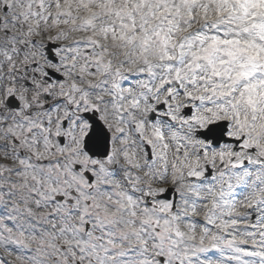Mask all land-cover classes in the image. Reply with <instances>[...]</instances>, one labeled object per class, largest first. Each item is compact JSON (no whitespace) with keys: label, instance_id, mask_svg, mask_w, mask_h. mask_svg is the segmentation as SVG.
I'll list each match as a JSON object with an SVG mask.
<instances>
[{"label":"snow or ice","instance_id":"obj_1","mask_svg":"<svg viewBox=\"0 0 264 264\" xmlns=\"http://www.w3.org/2000/svg\"><path fill=\"white\" fill-rule=\"evenodd\" d=\"M0 264H264V0H0Z\"/></svg>","mask_w":264,"mask_h":264}]
</instances>
